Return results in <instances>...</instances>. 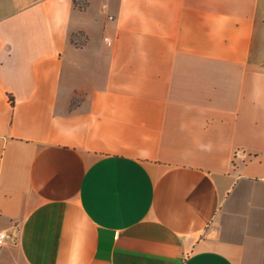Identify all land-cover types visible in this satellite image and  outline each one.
I'll return each mask as SVG.
<instances>
[{
	"label": "crops",
	"instance_id": "0c3cea01",
	"mask_svg": "<svg viewBox=\"0 0 264 264\" xmlns=\"http://www.w3.org/2000/svg\"><path fill=\"white\" fill-rule=\"evenodd\" d=\"M81 2L0 0V264H264V0Z\"/></svg>",
	"mask_w": 264,
	"mask_h": 264
},
{
	"label": "built area",
	"instance_id": "2783aa9c",
	"mask_svg": "<svg viewBox=\"0 0 264 264\" xmlns=\"http://www.w3.org/2000/svg\"><path fill=\"white\" fill-rule=\"evenodd\" d=\"M110 17L112 18L113 16L110 15ZM106 40H109L108 37H106ZM13 238V235H10L9 233L5 232V231H0V247L3 245V243L8 240Z\"/></svg>",
	"mask_w": 264,
	"mask_h": 264
},
{
	"label": "rangeland",
	"instance_id": "374dc122",
	"mask_svg": "<svg viewBox=\"0 0 264 264\" xmlns=\"http://www.w3.org/2000/svg\"><path fill=\"white\" fill-rule=\"evenodd\" d=\"M83 5H84V0H83V2H81Z\"/></svg>",
	"mask_w": 264,
	"mask_h": 264
}]
</instances>
